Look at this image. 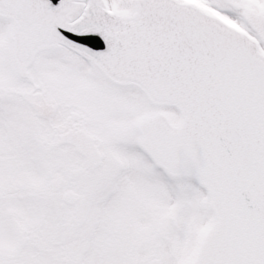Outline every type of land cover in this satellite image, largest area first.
Masks as SVG:
<instances>
[{
    "label": "snow or ice",
    "instance_id": "snow-or-ice-1",
    "mask_svg": "<svg viewBox=\"0 0 264 264\" xmlns=\"http://www.w3.org/2000/svg\"><path fill=\"white\" fill-rule=\"evenodd\" d=\"M0 264H264V0H0Z\"/></svg>",
    "mask_w": 264,
    "mask_h": 264
}]
</instances>
